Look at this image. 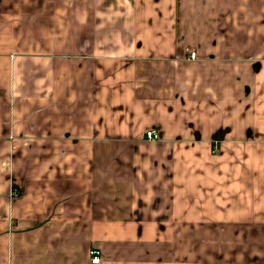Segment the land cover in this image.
Here are the masks:
<instances>
[{
  "label": "crops",
  "instance_id": "1",
  "mask_svg": "<svg viewBox=\"0 0 264 264\" xmlns=\"http://www.w3.org/2000/svg\"><path fill=\"white\" fill-rule=\"evenodd\" d=\"M92 249L264 264V0H0V264Z\"/></svg>",
  "mask_w": 264,
  "mask_h": 264
},
{
  "label": "built area",
  "instance_id": "2",
  "mask_svg": "<svg viewBox=\"0 0 264 264\" xmlns=\"http://www.w3.org/2000/svg\"><path fill=\"white\" fill-rule=\"evenodd\" d=\"M190 58L191 59H196V53L191 52L190 53ZM147 136L149 139H158V134L155 131H148ZM91 261L93 264H98L101 262V251L98 249H92L91 250Z\"/></svg>",
  "mask_w": 264,
  "mask_h": 264
}]
</instances>
